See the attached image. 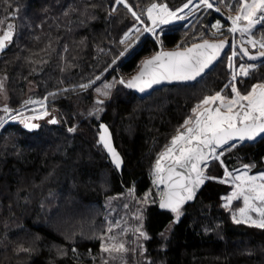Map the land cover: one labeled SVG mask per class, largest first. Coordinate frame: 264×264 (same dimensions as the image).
I'll use <instances>...</instances> for the list:
<instances>
[{
  "label": "trees",
  "instance_id": "obj_1",
  "mask_svg": "<svg viewBox=\"0 0 264 264\" xmlns=\"http://www.w3.org/2000/svg\"><path fill=\"white\" fill-rule=\"evenodd\" d=\"M126 2L150 26L147 9L153 4L177 11L188 0ZM218 2L226 15L240 7L238 0ZM224 16L203 9L192 21L164 27L161 43L165 49L187 48L211 39L214 21ZM140 20L115 0H0V35L9 24L13 34L0 55L9 106L18 108L31 95L47 98L60 122L43 121L30 131L10 122L0 131V264H104L100 237L106 233V204L111 201L114 218L124 221L141 208L147 193L150 201L142 213L150 264H264V230L233 223L232 214L239 215L243 200L223 207L234 185L219 182L226 168L236 172L249 165L254 173L264 170V138L227 147L223 162L212 161L206 173L216 179H209L197 200L181 209L178 222H173V213L160 210L153 182L157 159L193 117V109L217 93L233 97L225 87L230 82L242 94L264 83V62L253 64L240 54L237 66L254 67L248 76L232 81L230 47L197 81L165 86L141 98L119 83L132 78L159 51L152 36L140 35L144 28L121 43ZM254 33L264 38V26ZM109 81L114 85L105 109L100 120L91 122L98 125L102 119L111 127L124 156L123 174L101 145L68 131L75 128L77 106L83 116H92L100 98L96 89ZM32 83L36 89L29 92ZM84 84L90 86L81 88ZM170 227L163 245L161 233Z\"/></svg>",
  "mask_w": 264,
  "mask_h": 264
},
{
  "label": "snow or ice",
  "instance_id": "obj_2",
  "mask_svg": "<svg viewBox=\"0 0 264 264\" xmlns=\"http://www.w3.org/2000/svg\"><path fill=\"white\" fill-rule=\"evenodd\" d=\"M116 4H123L128 8V11L132 13V16L140 20V16L127 4L126 0H115ZM240 7L238 8L239 14L231 19L232 27L229 28V32L236 33L239 31L241 34L250 33L252 27L256 22L264 20V0H238ZM192 0H188V3L184 4L178 11L183 12L184 9L189 8V4ZM203 5L205 8L212 9L214 7V0H198L196 7ZM218 10V9H217ZM115 11V9H113ZM154 11L157 13L153 15ZM148 19L152 21V28H145L143 31H150L154 36H158L155 31V27L158 24H167L171 19H185L184 16H179L177 11H172L167 8L166 5L153 4L147 9ZM259 14V15H258ZM241 21H247V24L243 27L240 26ZM8 30L0 35V50L6 45V42L12 39V25L9 24ZM213 27L219 30V24L213 25ZM136 31H140L136 29ZM131 33H126L124 40L129 39ZM253 48L257 47V41L251 38L247 41ZM224 43H209L205 41L201 45L195 46L193 49H188L185 52H160L154 56L151 60H148L144 64L146 70L150 65L154 66V71L150 74V79L146 82H142V78L146 72L141 71L140 75L134 77L130 81L120 80L119 83L123 84L127 88H139L140 91H144L146 87H151L152 84H158L162 80H192L199 76L205 68H207L213 60L217 58L220 51L224 48ZM259 48L264 49V38L259 41ZM203 50V51H200ZM240 51L244 56H248L249 59H256L257 57L249 55V51L246 48H241ZM193 53H196L195 57ZM123 55V53H121ZM235 55V53H233ZM261 57H264V51L259 53ZM200 57H204L201 59ZM232 57H229V63L231 66ZM252 66L240 65L238 71H233L232 81H236L237 75L248 76ZM99 79V77H96ZM90 84L80 85L81 88L87 89ZM112 85L105 84L104 89L97 88L96 91L99 95L107 97ZM225 87L231 88V92L234 93V97L226 98L219 93L214 96L205 97L200 104L193 109L192 118L185 120L181 126L183 131L177 130L171 141L170 145L166 146L165 151L162 153L155 164L156 179L155 184H164L165 190L161 191L159 207L165 209L174 214V223L179 221L181 208L186 201H190L194 198L196 190L200 185H203L208 179H216L215 177H209L205 175V167L211 160H219L223 154L218 153V148H223L228 145V149L235 147V144H230V141H251L256 137L264 135V83L253 85L250 91L242 94L235 83L230 82ZM3 85L0 84V89ZM219 101V106L215 108H205L204 111H199L202 106L211 105ZM31 102V101H29ZM26 102V103H29ZM103 100H96V104H103ZM43 106V105H42ZM223 109V111H222ZM3 112L9 113V109L5 106ZM97 112L103 111V109H96ZM92 114V113H90ZM48 115L47 111L43 112L41 116H32L23 119L28 129H34L38 125L30 123L29 120H36L42 118V116ZM13 120L15 116L11 117ZM52 124L57 123L53 118L49 121ZM3 121H0L2 124ZM102 130L99 135V143L103 145V148L110 154L111 161L117 169L121 167V158L111 143V137L108 128L101 124ZM69 132H75L74 127L68 129ZM171 159L170 166H165L162 161ZM222 163V162H221ZM245 168L251 166L245 165ZM178 169H184V172L178 171ZM167 173L165 177L164 173ZM231 176V173L225 169V177ZM233 181H238L235 187L236 190L232 192L230 197L226 198V203L223 205L226 209L229 208L233 200L242 199L244 207L239 210V215L233 213L232 221L235 224H246L249 227H255L264 230V175L260 177L248 176L247 174L241 176L236 175L232 177ZM257 179L261 183H257ZM220 183H225L226 180L222 179ZM130 195L132 192L130 191ZM151 193H147L144 197L143 203L148 202ZM255 214V215H253ZM138 221H142L143 217L136 216ZM114 228H119V233L110 236H101V251L108 254V257L115 259L113 253H126L128 251H135V249H129L126 247L128 241L123 240L121 237L126 235L129 231L128 228L120 227V221H114L108 226V232L112 233ZM132 232L137 236V239L143 238L144 240L150 239L148 234L143 229L142 222L139 226L132 229ZM163 236L164 233L162 232ZM143 249V245H139ZM22 251H29L28 249H21ZM75 251V249H73ZM104 264H108V260H104Z\"/></svg>",
  "mask_w": 264,
  "mask_h": 264
},
{
  "label": "rangeland",
  "instance_id": "obj_3",
  "mask_svg": "<svg viewBox=\"0 0 264 264\" xmlns=\"http://www.w3.org/2000/svg\"><path fill=\"white\" fill-rule=\"evenodd\" d=\"M197 2L192 1V3L189 4V8L188 9H184L183 12H180V11L177 10V14L179 16H184L185 19H175V18H173L167 24H158L155 27V31L158 34V36H154L153 33L150 32V31H148V32L142 31L140 35H150V36H152L158 43L159 51L164 50L165 48L163 47V44L161 43V39H160L162 33L164 32V30H162V29L164 27H166L167 25L175 23V22H183L184 23V22L192 21L203 9H208V8H205L203 5H200V7H196ZM210 2H212V0H210ZM212 9L218 11L219 13H221V14H223L225 16H224L223 19H217L216 21H214L213 25L219 24L220 27H219V30H217V28L213 27V25H212V29H211L212 38L209 39V40H219V39H227V38H234L235 37L236 40L240 39L243 42L248 43L247 42L248 39L251 38V39L257 41V46L259 45V41L261 40L262 37L255 35L254 31H255V29L258 26H260V25L264 26V20L256 22L254 24V26L252 27L250 33L241 34L239 31H237L236 33H232V32H229V30H228L229 28L232 27L231 19H229V17L234 18L236 15H238L239 14L238 10H237L236 13L231 12V14L226 15L222 11V9L220 8V3L218 2V0H214V7ZM156 14L157 13L154 11L153 15H156ZM246 24H247V21H241L240 22V26L241 27L245 26ZM152 27H153L152 24L150 26H147V25H145L142 22V20H140L131 29H134V32H133V34H134L135 32H137L136 29L141 30L142 28L145 29V28H152ZM231 47H232L233 71H238L240 66H237L236 58L241 53H240V50H239L238 46H236L235 49L233 48V46H231ZM233 53H235V55H233ZM242 65L252 66L251 69L254 67L253 64H248V63H243ZM237 78H238V75H237ZM0 84L3 85V88L0 89V121H3V123L0 124V131L5 126H7L10 122L22 121L23 119L29 118V117H32V116H41L42 113L45 112V111H47L48 115L42 116V118H39V119H41V120L44 119V122H47V121H50L53 118H56L57 112L55 113V112H51L49 110L47 98L42 99L40 97L31 95V96H29L27 98V100L20 107H18L16 109L10 107L9 106L10 95H9V91L7 89L6 79L3 76H1V74H0ZM107 84L112 85V87L114 85V83L113 82L111 83L110 81ZM35 89H36L35 85H34V83H32L30 85L29 92L35 91ZM100 89L103 90L104 86L100 87ZM108 90L109 89H107V91ZM219 94L222 95L221 93H219ZM222 96H224V95H222ZM99 97H100L99 99L103 100L104 103L103 104H99V105L98 104L95 105L96 108H95L94 113L92 114V116L90 118L83 116L82 115L81 106H77V113H76L77 120H76V125H75V129H76L77 132H80V133L84 134L86 137L90 138L93 142H97V143L99 141V133H100L99 124L97 125L96 123H92L91 122V118H94L96 120H100L99 117H100V115H101V113L103 111L97 112L96 109H98V108H101L103 110L105 109V103H106L105 101L107 100L108 96L104 97V96L99 95ZM224 97H226V96H224ZM226 98H230V97H226ZM29 101H31V102H29ZM26 102H29V103H26ZM219 103L220 102L217 101L214 104L202 106L199 109V111L202 112V111H204L205 108L218 107ZM5 106L8 107L9 113L3 112L2 109ZM222 111H223V109H222ZM13 116L16 117L15 120H13L11 118ZM192 119H193V121L195 120V116L194 115H193ZM227 147H225V148H227ZM225 148H223L221 150H217L218 153H221V152L223 153L220 156V158H219V160L222 161V162H223V155L225 154ZM160 156H159V158H160ZM212 161H214V160H212ZM171 162H172L171 159H167V160L162 161V164L167 167ZM226 169H227V171L229 173H231V176L226 178L225 177V172H224V175H223V177L220 180L225 179L227 183L233 184L234 185V190L233 191L236 190L235 185H236V183H239V182L238 181L234 182L232 177H234L236 175L243 176V175L247 174L248 176H253V177H257L258 178L261 175H264V170L254 173V172L251 171L252 170L251 168H245V167H244L243 170H237L236 172L235 171H231L229 168H226ZM206 175L209 176L208 174H206ZM155 179H156V173H155V167H154V170H153V182H154ZM257 183H261V181L259 179H257ZM154 185H155V189H156L155 193H154V197L157 196V195L160 196L161 191L164 190L163 185L162 184H158L157 185L155 183H154ZM231 194H230V196H231ZM230 196H228V197H230ZM149 201H150V199L148 200V202ZM233 201H235V200H233ZM148 202L142 204L141 208H139L134 214H132V218H127L124 221H121L118 217L116 219L114 218L115 210H113L112 207H111V204H112L111 201H109V203L106 204L105 217H106V220H107V226H106V233H105L104 236H110V235L118 234L119 230H120L119 228H114L113 232L109 233L108 232V226L110 224H112L114 221H120V227L129 229L127 234L122 236L121 238L123 240L129 242V243L126 244V247H128L129 249H135V251H131L130 250V251L126 252V253H113V256L116 257L115 259L109 258L108 254L103 252L104 256H105V259H107L110 264H150V263H152L151 262L152 260L148 256V254L146 252V249L144 247V239L143 238L137 239V236L134 233H133V237L130 234L132 229H134L135 227L139 226L141 222L143 224V219H142V221H138L136 219V216L140 215V216L143 217L142 210H143V208L146 206V204ZM253 215H255V214H253ZM113 219H115V220H113ZM143 229H144V224H143ZM144 231H145V229H144ZM171 231H172V228L170 227L164 232V235L162 236L163 245L169 239ZM139 245H143V249H141L139 247ZM131 253H133V254H131ZM156 264H164V262H157Z\"/></svg>",
  "mask_w": 264,
  "mask_h": 264
},
{
  "label": "water",
  "instance_id": "obj_4",
  "mask_svg": "<svg viewBox=\"0 0 264 264\" xmlns=\"http://www.w3.org/2000/svg\"><path fill=\"white\" fill-rule=\"evenodd\" d=\"M127 4H128V3H127ZM137 15H138V14H137ZM138 16H139V15H138ZM7 30H8V28H7L5 31H7ZM133 32H134V29H131L128 33H131V35H132ZM131 35H130V36H131ZM12 38H13V34H12ZM124 38H125V37H124ZM11 41H12V39H11ZM11 41L6 42V45H5V47L3 48V50H0V55H1L4 51H6V50L8 49V47H9ZM205 41H207V42H209V43H217V44H218V43H224L225 46H224V48L220 51V53H219V55L217 56V58H216L215 60H213L212 63H211L207 68H205L204 71H203L199 76H197L195 79H192V80H171V81H169V80H162V81H161L160 83H158V84H152L151 87H146V88L144 89V91H140L139 88H129V89L132 90V91H134L139 97H141V98H145V97H147V96H150L155 90L160 89V88L165 87V86H169V85H173V84H177V83H193V82L197 81L198 79H200L201 77H203L207 72H209V71H210V70H211V69H212V68L218 63V61L221 59V57H222V56H223V55H224V54L230 49L231 46H233L234 49L236 48V46H238L239 50H240L241 48H246V49H248V51H249V55L257 57L256 59H249L248 56H244L243 53L240 51V53L242 54L243 58L246 59V60H247L248 62H250V63H253V64H257V65H259V64H261L262 62H264V57H261V56L259 55V53H260L261 51H264V49H260L259 46H257L256 48H253L249 43H245V42H243V41L240 40V39L236 40L235 37H234V38H227V39H219V40H209V39H207V40H203V41L196 42V43L190 45V46L187 47V48L164 49V50H161V51L156 52L155 54H153V55H151L150 57H148V58L144 61V63H143V65H142V67L140 68V70H139V71H138V72H137L132 78H130V79L127 80V81H130V80H132L134 77L139 76L142 70H144V71L146 72V74H145V76L142 78V82H141V83L146 82L147 80H149V79H150V74H151L155 69H154V66H151V65H150V66L145 70V69H144V64H145L146 61L151 60V59H152L154 56H156L158 53H160V52H164V53H170V52H185V53H186V52L188 51V49H193L195 46H197V45H201V44H203ZM200 51H203V50H200ZM195 55H196V53H193V56H194V57H195ZM200 58L203 59L204 57H200ZM127 81H126V82H127ZM55 119H56V121H57V123H55V124H56V125H59L60 122H59L58 116H56ZM43 121H44V119H42V120H41V119L29 120L30 123H34V124L38 125V127L34 128V129H31V130L39 129V128L42 126ZM13 122H14V123H20V124H22L26 130H29V131H30V129L26 128L25 125H24V123H22L21 121H13ZM49 123H50V122H49ZM50 124H52V123H50ZM101 124L105 125V126L108 128V130H109V134H110V137H111V143H112V146H113V148L116 150V152L119 154V156H120V158H121V161H122V163H121V167H120L119 169H117V170L119 171L120 174H123V170H124V166H125V160H124V157H123L121 151L119 150V148H118L117 145H116L113 131H112L111 127L109 126V124H108L106 121L101 120L100 123H99V130H100V133H101V131H102V130L100 129V125H101ZM181 131H183V129H182ZM100 133H99V135H100ZM263 138H264V135H261V136H258V137H256L254 140H251V141H248V140H245V141H242V142H241V141H230L229 143H230V144H238V143H241V144L257 143L258 141H260V140L263 139ZM98 144L101 145V146L103 147V145H102L101 143H99V141H98ZM169 145H170V144H169ZM227 146H228V145H225L223 148H225V147H227ZM223 148H218L217 150H221V149H223ZM103 149H104V148H103ZM104 151L107 153V155L109 156V158H110V160H111L110 154L107 152V150L104 149ZM211 161H212V160H211ZM211 161H209V162L207 163V166L205 167V175L207 174V173H206V169H207V167L211 164ZM111 162H112V161H111ZM171 163H172V162H171ZM171 163H170L168 166H170ZM112 164H113V163H112ZM113 165H114V164H113ZM114 166H115V165H114ZM178 171L184 172L185 170H184V169H178ZM164 175H165V177H166V176H167V173L165 172ZM206 176H207V175H206ZM208 182H209V179L206 180L205 183H204L203 185H200L199 188L196 190V193H195L194 198H193L192 200H190V201H186V202L184 203V205L182 206V208H183L185 205H187V204H192V203H194V202L197 200V198H198L200 192L203 190V188L206 186V184H207ZM162 185H163V188H164V190H165V185H164V184H162ZM159 208H160V207H159ZM182 208H181V209H182ZM160 210H162V211H167V210H165V209H161V208H160Z\"/></svg>",
  "mask_w": 264,
  "mask_h": 264
},
{
  "label": "bare ground",
  "instance_id": "obj_5",
  "mask_svg": "<svg viewBox=\"0 0 264 264\" xmlns=\"http://www.w3.org/2000/svg\"><path fill=\"white\" fill-rule=\"evenodd\" d=\"M60 49V48H59ZM55 50V49H54ZM53 50V51H54ZM59 52V51H58ZM73 108V107H72ZM75 109H76V107H75ZM75 111V110H74ZM102 120V119H101ZM99 122V121H98ZM44 124V123H43ZM92 132V131H91ZM101 147V146H100ZM226 149V148H225ZM107 155V154H106ZM124 157V156H123ZM125 167V166H124ZM116 168V167H115ZM205 188V187H204ZM200 195V194H199Z\"/></svg>",
  "mask_w": 264,
  "mask_h": 264
}]
</instances>
